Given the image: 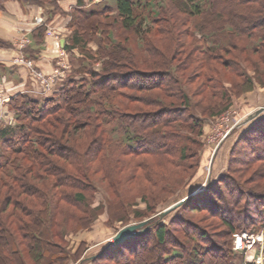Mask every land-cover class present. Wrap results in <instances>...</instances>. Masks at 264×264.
<instances>
[{"label":"trees","instance_id":"trees-1","mask_svg":"<svg viewBox=\"0 0 264 264\" xmlns=\"http://www.w3.org/2000/svg\"><path fill=\"white\" fill-rule=\"evenodd\" d=\"M6 1L0 0V11ZM16 1L52 6L49 18L56 12L68 17L64 49L77 51L78 64L58 89L41 100L14 94L9 108L15 122L0 126V264H68L77 261L84 246L68 251L70 231L65 225L70 226V219L59 214L65 211L63 204H81L90 211L86 194L93 189L91 164L96 158L102 163L116 151L165 157L180 166L189 157L194 142L189 135L201 132V118L193 112L178 71L186 79L189 66L200 74L207 63L206 81H214L216 95L228 100L230 89L215 82L219 74L208 65L217 62L242 77L235 87L252 89L253 81L239 68V61L224 57L233 49L256 54L264 48V0H104L91 6L77 0L68 11L60 9L59 0ZM46 25L31 31L30 44L22 50L30 60H37L44 46ZM184 37L194 41L193 49L184 45ZM238 42H243L241 48ZM130 91L149 92L143 100L147 102L130 110L126 105L134 102ZM245 133H257L248 137L259 149L253 150L251 159L263 160L264 116ZM226 181L229 192L237 194L231 195L227 210L218 192ZM259 192L233 176H222L176 208L183 213L168 223L154 217L139 235L117 245L109 243L77 264L102 259L120 264L117 258L125 250L132 254L121 264H235L242 255L233 250L232 234L264 232V190ZM240 206L241 215L229 217ZM250 206H257L256 214ZM188 210L218 215L224 232L211 235L187 218ZM178 231L184 242L174 241ZM141 240L134 253V244Z\"/></svg>","mask_w":264,"mask_h":264},{"label":"rangeland","instance_id":"rangeland-1","mask_svg":"<svg viewBox=\"0 0 264 264\" xmlns=\"http://www.w3.org/2000/svg\"><path fill=\"white\" fill-rule=\"evenodd\" d=\"M183 41L187 48L191 47L193 49L195 47V43L191 38L184 37ZM238 43L240 44L238 48H241L243 42ZM235 50H231L229 56L226 55L224 58L229 59V61H239V68L243 69L253 81L251 90L242 91L243 87H235V84L241 83L243 79L230 66L228 70H223L217 62L208 63L216 74H219L218 77H214L215 82L222 84L228 90L230 89L228 100L221 99L220 95H216L217 91L211 86L214 81H206L207 63L200 74H198L199 71L195 67L189 66L186 71V79L181 75L182 72L178 71V74H176L183 79L184 85L192 98L193 112L201 118V132L199 134L189 135L188 132H183V134L189 135L194 142L189 146V157L180 166L175 165L173 161L169 162L165 157L121 155L116 151L111 152L108 155V160L105 158L102 163L98 161V158L93 161L91 164L93 189L86 194V206L90 211H85L81 204L74 207L63 204L65 211H61L59 214V216L66 214L70 219V226L65 225L67 230L70 231L66 237L68 251L73 253L79 245L84 246L77 261L68 264H77L82 258L92 257L110 243V240L120 228L156 215L167 206L203 187L207 179L209 185L222 176L230 175L254 193H260L259 191L264 190V159H251L255 154L253 150L259 151V149L256 147L257 142L249 143L248 140V137H257V133L250 136L245 133L247 130L249 131L251 125L258 118L264 116L263 110L257 116L246 120L249 114L254 113L260 107H264V48L256 54L247 51L238 53ZM232 57H235V59ZM63 63L60 64L63 65ZM77 64L78 60L76 58L72 56L66 58L63 65L64 72H61L62 79L57 81L54 78L53 91L59 88L63 79ZM94 65V68L99 70L100 64L96 63ZM173 66H175L174 62ZM24 67L27 69L25 65ZM50 75L47 74V76ZM28 78V89L19 93L35 100H41L50 94H42L39 83H34L36 81L30 74H28ZM129 93L134 96L131 97L134 102L126 104L127 107H130V110L133 105L142 107V104L147 102L143 100H146L149 92L130 91ZM12 96L10 95L9 103ZM138 96L140 99L137 98ZM9 103L2 106V115L8 114L9 116L7 115L6 119L0 120V126L10 125L7 123L10 116L13 117L11 125L15 122L14 112L9 108ZM209 168L210 172L208 173ZM229 185V182L226 181L218 191L223 200L219 203L226 210L231 206L229 203L231 197H233L231 195H234V197L237 195L236 192H229ZM256 208L257 206H250L249 211L256 214ZM242 209L243 207H238L235 213H232L231 210L229 217L234 218L239 214L241 215ZM69 212L73 215L71 216ZM182 213V209L175 210L161 219V222L168 223L170 218ZM185 215L200 227L206 228L211 235H220L224 232L222 221L218 215L211 216L203 210L196 212L188 210ZM90 217L92 218L91 221H89ZM86 221L89 224L85 227ZM80 225L84 228H78ZM65 227L61 226L60 229L65 230ZM173 238L174 241L175 239L185 241V237L180 231L175 232ZM143 241H139L138 245L134 244V253L135 250H140ZM237 253L244 255L243 253ZM131 254V252L125 250L123 255L117 259L127 260ZM248 254L249 252L244 256ZM143 255L147 256L148 261H153L147 252H143ZM138 263L143 264L139 261ZM81 264L93 263L83 261ZM95 264H113V261L102 259ZM243 264L247 263L243 262Z\"/></svg>","mask_w":264,"mask_h":264},{"label":"crops","instance_id":"crops-1","mask_svg":"<svg viewBox=\"0 0 264 264\" xmlns=\"http://www.w3.org/2000/svg\"><path fill=\"white\" fill-rule=\"evenodd\" d=\"M82 1L86 6H91L104 0ZM76 4L77 0L58 1L62 11H68ZM51 11H53V7L46 4L42 6L24 5L16 0H8L4 3V9L0 11V40L5 43V46L0 47V83L6 85L8 94L14 95L22 92L28 89L29 85L28 69L24 67L23 63L16 60L22 59L23 62H31L35 70H41L44 73H52L55 70L64 72L63 65L68 56L77 60L78 54L75 49L71 51L64 49L68 34L66 28L68 17L56 12L49 18ZM42 23L47 24L44 33V46L40 50L37 60L33 61L27 58L22 50L30 44L31 31ZM48 30L58 37L59 49L54 47L52 37L47 35ZM22 39L28 40V44L23 48L20 47ZM61 62H64L63 65L60 64ZM259 249L260 245L256 247V250L249 252L247 256L242 255V260L235 264H243V262L264 264V257L260 263L254 262L259 254Z\"/></svg>","mask_w":264,"mask_h":264},{"label":"built area","instance_id":"built-area-1","mask_svg":"<svg viewBox=\"0 0 264 264\" xmlns=\"http://www.w3.org/2000/svg\"><path fill=\"white\" fill-rule=\"evenodd\" d=\"M47 35L52 37V42L54 47L57 49L60 48V42L59 39L56 35L52 33V31L48 30ZM28 44L27 39H22L20 43V47L23 48ZM19 63H23L27 69L28 73L30 76H32L36 82L34 83H39V87L41 90V93L44 95H47L49 93L53 92V83H54V78H56L57 81L62 79V73L60 71H53L52 73H44L43 71H36L33 68V65L31 62H23L22 59L16 60ZM47 74H51L50 76H47ZM50 77V78H49ZM7 88L4 83H0V120L1 119H6L7 115L3 114L2 115V106L7 105L10 100V95L7 93ZM9 116V115H8ZM13 122V117H8L7 123L12 124ZM232 239H233V250L235 252L243 253L246 255L248 252L253 251L256 249L257 245H260L259 249V255L256 257L254 260L255 263H260L261 259L264 257V234H251L247 232H236L232 234Z\"/></svg>","mask_w":264,"mask_h":264},{"label":"water","instance_id":"water-1","mask_svg":"<svg viewBox=\"0 0 264 264\" xmlns=\"http://www.w3.org/2000/svg\"><path fill=\"white\" fill-rule=\"evenodd\" d=\"M263 110H264V107L258 108L254 113L249 114L246 120H249L250 118H253L254 116H257ZM242 123H244V121H242ZM209 172H210V168H209L208 173ZM204 186H208V179H207ZM198 191H199V189L189 193L185 197H183V198L179 199L178 201L174 202L173 204L167 206L162 211H160L159 213H157L156 215H154L148 219H145V220L138 222V223H133V224H128V225L123 226L114 234V236L110 240V244L117 245L123 241H126L132 237L139 235L143 231L147 230L148 226H146V225H148L154 217H156L157 219H163L167 214H169L170 212H172L173 210H175L176 208L181 206L187 199H189L191 196L195 195Z\"/></svg>","mask_w":264,"mask_h":264}]
</instances>
